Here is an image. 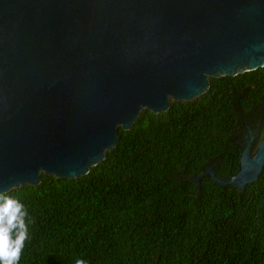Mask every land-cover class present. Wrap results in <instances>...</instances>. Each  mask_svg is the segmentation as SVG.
I'll use <instances>...</instances> for the list:
<instances>
[{
	"label": "water",
	"instance_id": "water-1",
	"mask_svg": "<svg viewBox=\"0 0 264 264\" xmlns=\"http://www.w3.org/2000/svg\"><path fill=\"white\" fill-rule=\"evenodd\" d=\"M263 66L264 0H0V191L85 175L140 111ZM248 145L229 178L203 174L243 189L264 131Z\"/></svg>",
	"mask_w": 264,
	"mask_h": 264
},
{
	"label": "trees",
	"instance_id": "trees-1",
	"mask_svg": "<svg viewBox=\"0 0 264 264\" xmlns=\"http://www.w3.org/2000/svg\"><path fill=\"white\" fill-rule=\"evenodd\" d=\"M263 131L264 66L140 111L85 175L6 192L28 213L19 264H264V165L241 190L203 174H235L243 136L253 153Z\"/></svg>",
	"mask_w": 264,
	"mask_h": 264
},
{
	"label": "clouds",
	"instance_id": "clouds-1",
	"mask_svg": "<svg viewBox=\"0 0 264 264\" xmlns=\"http://www.w3.org/2000/svg\"><path fill=\"white\" fill-rule=\"evenodd\" d=\"M27 210L19 200L0 191V264H19L25 241L29 239ZM75 264H86L76 259Z\"/></svg>",
	"mask_w": 264,
	"mask_h": 264
},
{
	"label": "flooded vegetation",
	"instance_id": "flooded-vegetation-1",
	"mask_svg": "<svg viewBox=\"0 0 264 264\" xmlns=\"http://www.w3.org/2000/svg\"><path fill=\"white\" fill-rule=\"evenodd\" d=\"M243 137L245 138V145H246L247 143H249L248 146H249V150H250V146H251V145H250V142L253 140L254 136L251 135V133H250L248 138H246V137H247L246 135H244ZM255 137H257V135H255ZM258 142H259V141H258ZM257 144H258V143H257ZM257 144L255 145V149H256ZM245 145H244V146H245ZM243 148H244V147H243ZM255 149H254V151H255ZM254 151H253V152H254ZM250 152H251V151H250Z\"/></svg>",
	"mask_w": 264,
	"mask_h": 264
}]
</instances>
